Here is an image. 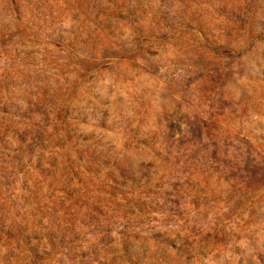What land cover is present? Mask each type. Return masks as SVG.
Listing matches in <instances>:
<instances>
[{"label": "rangeland", "instance_id": "374dc122", "mask_svg": "<svg viewBox=\"0 0 264 264\" xmlns=\"http://www.w3.org/2000/svg\"><path fill=\"white\" fill-rule=\"evenodd\" d=\"M0 264H264V0H0Z\"/></svg>", "mask_w": 264, "mask_h": 264}]
</instances>
